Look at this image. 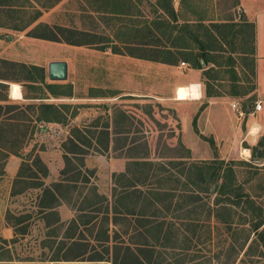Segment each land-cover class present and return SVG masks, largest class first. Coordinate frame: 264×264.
Segmentation results:
<instances>
[{"label":"rangeland","instance_id":"obj_1","mask_svg":"<svg viewBox=\"0 0 264 264\" xmlns=\"http://www.w3.org/2000/svg\"><path fill=\"white\" fill-rule=\"evenodd\" d=\"M110 1L113 0H58L49 8L40 9L33 0L27 2L17 0L19 6L16 9L0 7V77H2L0 82H4V78H6L5 82H20L23 84L26 97H40L41 94L32 92L26 85L30 82L26 80V69L41 62L47 79L48 62L61 59L58 61H67L70 65L68 82L77 84L83 89L85 96L91 94L89 89L93 87L90 86H95L94 90L99 94L106 95L107 98L100 100L99 103L86 101L80 108L82 114L77 121L80 128L95 126L96 122L100 126L109 116L112 123V142L114 141L115 146L113 145L112 152L108 154H93L100 157H94L95 163L91 166L96 168L101 166V168L93 169L95 172L92 175L94 176L92 185L95 184L99 192L108 193L111 183H109L106 162L111 156H126L132 161L152 162L153 168L149 167L148 177L141 185L144 191L157 187V180L164 185L166 179L168 183L165 186L176 185L178 188L176 190L178 197L174 202L172 200L168 209L166 206L163 209L168 220L163 227V233L172 235V232H175L176 235H172L174 239L172 240L171 237L165 244L162 240L164 249L161 247L157 249L159 264H179L181 261L189 264H264V244L258 235V232H262L264 237V160L263 156L258 159L257 154L251 157L252 151L258 144L250 147L245 138L248 131H253L250 124L249 128L246 126L247 119L256 120L258 115L246 113L242 118L236 116H233L232 120L229 118L227 126L223 128L225 133L223 129H219L221 132L216 133L220 137L214 142L215 151L200 137L199 129L193 128L197 138L206 142V145L205 147L195 145V154L192 156L183 144L181 125L176 117L177 109L172 102L145 103L142 100L146 99H140L142 97L139 92L137 94L140 98L137 99L140 101L135 102L134 98L125 97L128 94L126 91H132L136 87L135 91L141 88L145 90L147 85H154L151 80L156 71L146 70L145 61L127 56H114L111 52L113 43L121 45L118 39L124 32L127 33L129 25L141 29L145 20L153 18L154 7L150 6L148 1L154 5L156 0H132V6L130 5L126 11L127 14L132 15L113 14ZM236 1L187 0L181 6L180 0H173V4L182 19L203 17L215 21L232 18L234 22H239L242 18L245 19L247 9L241 5L242 2L245 5L253 1L264 9V0H238L239 5L233 7ZM121 3L124 5V0H121ZM188 5L193 6L197 12L195 18L190 15L188 10H191V7ZM36 9L41 11V15L27 29L15 31L10 28L14 24L30 20ZM249 17L252 20L251 16ZM39 23L53 28L59 26L79 31L81 40L92 41V44L76 48L64 43H44L27 36V32ZM101 40L104 42L102 45L99 43ZM5 59L16 63L7 62ZM184 73L188 72L184 70ZM243 74L240 75L242 80L248 79V86H251L255 82L254 78L247 71H243ZM223 76L230 78L228 73H224ZM33 78H39L38 72L33 71ZM3 96H9L8 85H0V98ZM7 99L6 104L17 105L8 97ZM237 101L243 111L252 112L257 103V96L249 95L246 99L241 98ZM17 106L19 109L14 106L8 115L12 120L0 123V258L12 260L9 262L12 264H49L46 261L54 257L58 247H50L45 239L43 221L36 207L39 193L35 190H27L18 195H11V191L18 165L21 163L19 157L32 162L35 156H40L50 165L54 164L52 167L56 169L59 158L54 150L59 148L62 151L61 143L52 144L55 141L52 139L54 137L39 134L38 126L44 128V125H37L33 119L39 105L21 103ZM29 106H34L35 110ZM72 125L75 126V123ZM205 137L213 139L209 134ZM244 149H249V152L245 153ZM214 155L225 162H235L234 186L240 187V191L248 194L255 206L262 210L260 218L263 219V224L256 233L253 231V224L259 218L248 211L242 198L238 206L232 205L231 209L227 210L228 214L230 212L228 216L226 212L223 214L221 206H216V194L212 192L211 183L205 185L207 193L197 192L195 186L197 180L191 175L190 185L184 186L187 182L184 181L181 172L186 167L180 160L202 164L205 163L202 160L207 163L212 161ZM140 181H143V178ZM22 188L23 185L16 186L18 191ZM228 196L230 200H237L234 191ZM217 209V213L221 215L218 218L215 216ZM8 212L15 217L23 218L20 226H28L25 235H17L14 239L13 229L8 224L12 222ZM223 219H227L228 223H224ZM116 228L119 230L120 227ZM86 236L91 244L99 246L87 232ZM122 238L128 240L129 237ZM134 240L137 241V238ZM148 241L152 242L150 238ZM171 243L173 244L170 245Z\"/></svg>","mask_w":264,"mask_h":264},{"label":"trees","instance_id":"obj_2","mask_svg":"<svg viewBox=\"0 0 264 264\" xmlns=\"http://www.w3.org/2000/svg\"><path fill=\"white\" fill-rule=\"evenodd\" d=\"M24 1L27 2L29 0ZM33 1L37 2L40 9L49 8L58 2V0ZM186 1L187 0H182L181 4H184ZM131 2L132 0H124L123 5L121 0H113L109 3L110 5L112 4L113 14L132 15L126 12L129 6H132ZM148 4L154 7L153 18L145 20V24L141 29H137L135 25H129L127 33L124 34V32L121 38L118 39L122 46L114 43L111 46V52L113 54H126L132 57L159 61L170 65H177L181 60L183 62H189L193 68L199 69L202 68L201 61L205 65H207L209 61H214L219 67H229L228 73H230L231 81L235 83L241 79V76H238L237 72L234 70V68L239 65L242 69H248L246 71L251 77H254L255 26L253 23L245 19L234 22L232 18H225L224 22H210L207 25L204 24V18L199 17L192 24L188 22L179 24L177 12H175L172 0H156L154 5L148 1ZM238 5L239 3L237 0L234 7ZM18 6L17 0H0V7L16 9ZM193 11L194 10H192L191 13L196 14V12ZM15 12H17V10H15ZM40 15L41 11L36 9L34 16L31 17L30 20L24 23L14 24L10 26V28L15 31H23L34 23ZM1 26H4V24H1ZM80 35L81 32L79 31L59 26L53 28L44 23L37 24L27 32V36L32 38L53 42H64L74 46L92 44V41L81 40ZM126 35L128 36L127 38ZM85 36L89 35L85 34ZM99 43L102 45L104 42L101 40ZM102 47L107 48V46ZM104 48L101 49L104 50ZM212 52L216 53L215 57L211 54ZM225 53L227 56H223ZM234 55L236 56L234 57ZM19 66L22 67L20 64ZM26 71L27 81L34 80L33 71L39 74L38 79L42 81V87L29 86L36 93L44 95L45 89L53 97H69L72 95V86L70 84L59 85L44 83L43 68L32 66L26 69ZM209 72L210 71L206 73L208 74ZM241 74H243V72H241ZM235 88L238 89V86L234 85L233 90ZM242 94L244 93L242 92ZM206 95L210 97L215 94H212L207 87ZM238 95L240 94L238 93ZM4 100H6V98H0V101ZM14 106L16 109H19L17 105H0V123L12 120V118H8V115L12 112ZM29 107L35 110L34 106ZM67 108H69L67 105L57 107L53 104L41 103L36 108L37 113L34 121L65 123L66 118L62 115V110H67ZM75 113L76 112H73L72 116L75 115ZM196 117L197 116H195L192 121L195 130ZM95 126H98V122H96ZM93 127L94 126H90L86 129L77 127L72 128L67 140L61 144L64 168L60 172V183L51 184L49 187L44 184L43 179L48 176V169L39 156H35L32 162H29V159H22L19 157L21 163L13 181L11 195H18L27 190L38 191V204L36 207L39 209L41 219L46 221L45 214L47 211L57 208L62 202L75 205L73 203V193L76 191L77 195L80 197L86 190V194L82 196V202L79 204V207H81L79 209L83 210L89 207L95 212L102 214L97 231L93 234L96 228V223H94L91 228V235H94L96 240L108 241L109 235L107 233V227L109 223H112L115 227H120L119 230L113 231L112 242L114 244L110 248L103 246V253H94L93 258L105 261L103 260L104 256L101 254L108 256L110 253V256H108L109 260H106L109 264H159L157 261L159 250L157 249L160 247L164 249L163 245L165 242L170 240L172 235H176L175 232H172V235L171 233H163V227L168 221L163 209L165 206L168 209L172 200L174 201L178 188L176 185L174 187L165 186V184L167 185L168 183V179H166L164 185H162L160 180H157V187L144 191L141 185L148 177L149 167L151 168L153 165L140 161L129 162L127 165V172L115 176L116 187L112 189L110 204L106 197L97 193V189L93 185H90L89 188L85 185L81 187L78 186L77 183L79 182L83 184L89 183L88 177L93 175L92 171L86 169L84 170V175L81 176L82 169L84 168V157L91 153L103 154L106 153L108 149L109 133L107 131V123L102 124L103 130H100V132L90 130ZM200 137L208 142L214 151L216 150L212 138H206L202 135ZM263 147L264 135L262 140L258 142L256 149L252 151L251 157H254V155L256 156L257 151ZM14 155L18 156V154ZM215 155L214 159L208 163H195L191 164L189 167L183 168L181 175L184 177V181L187 182L184 186L187 187L188 184L190 185L189 181L191 175L195 176L197 180V184L195 185L197 192L207 193L205 185L207 183H211L212 185L216 184V206H221L223 214L226 212L228 216L230 212L228 214L227 210H230L232 205L238 206L242 198L248 211H251V213L259 218V220L253 224V231L256 233L263 224V219L260 218L262 210L255 206L254 201L248 194L240 191V187L234 186L235 162H225L218 159ZM142 178L143 181H140ZM18 185H23V188L19 191L16 190V186ZM186 191L191 192L194 190ZM232 191L235 192L237 200L229 199L228 195ZM78 199H75V201ZM82 206H85V208H82ZM109 210H111L112 213L111 217H109ZM217 211L218 209L215 210V213H217ZM8 213L9 218L12 220V222L10 221L8 224L13 229L14 239L17 235H25V233L28 232V226H20L23 223V218L21 216L15 217L12 213ZM215 216L218 218L221 215L217 213ZM223 220L224 223H228L227 219ZM258 235L264 244L262 232H258ZM123 236H128V240L123 239ZM148 237L152 242L148 241ZM134 238H137V241H135ZM173 239L174 237H172V240ZM142 240L144 241L142 242ZM172 244L173 243L170 245ZM82 247L85 253L88 246ZM93 251H95V248H93ZM11 261L12 260L0 258V264H12L9 263ZM179 264L189 263L181 261Z\"/></svg>","mask_w":264,"mask_h":264},{"label":"crops","instance_id":"obj_3","mask_svg":"<svg viewBox=\"0 0 264 264\" xmlns=\"http://www.w3.org/2000/svg\"><path fill=\"white\" fill-rule=\"evenodd\" d=\"M180 0V4H181ZM187 2V1H186ZM185 2V3H186ZM184 3V4H185ZM256 2H253L251 4L244 3L242 2L241 5L245 6L247 11V16L245 15V20L248 22H251L255 26V66H254V72L255 75L254 80L255 82L251 84V86H248L249 81L248 79L240 81H231V76L230 78L224 77V71L225 73H228L229 67H219L217 66V63L214 61H209L207 65H205L202 61L201 66L202 68H193L189 62H183L179 61V65H170L167 63L159 62V61H151V60H145V59H140L136 57H132L126 54H113L114 56H127L130 58L138 59L141 61H145L147 64H144L146 67V70L149 71H156V74H153L152 82H154V85H147L146 89H140L138 91H135L136 88H134L132 91H126L128 94H126L127 98L132 97L135 100L133 101H140V99H146L142 100L145 103H149L150 101L152 103H169L172 102L175 107H176V117L179 119L180 125H181V134L184 139L183 144L186 145L187 151H190L192 156H194L195 152V145H206V142L201 141L197 138L195 133L193 132V125L191 128V123L193 121V118L196 117V127L199 129V134L202 136L206 135H212L214 142L217 141L218 137L216 133H220L221 130L224 127L227 126V120L229 118L232 120L233 116L236 117H244V114L250 113L251 115L257 114L256 120L248 118L246 121V126L249 128V124L252 126V130L254 128L259 127L260 131L259 133H255L254 131L252 132H247L246 134V140L248 141L250 147H255L261 137L264 135V9L261 8L260 4H255ZM173 4V0H172ZM184 4H181L184 5ZM248 4V5H247ZM252 7H250V6ZM174 7V4H173ZM188 7H191V10H188L190 13L192 10H194L193 6L188 5ZM234 7V6H233ZM250 7V9H248ZM175 9V8H174ZM175 12H177V18H178V23L183 24L185 22H188L190 24L194 23L197 18V12L194 10L193 12H196V14H190L192 15L195 19L192 18H181V14L175 9ZM255 14V15H254ZM199 15V14H198ZM252 20H250V17ZM203 18V17H201ZM244 19V18H242ZM204 24H209L210 22H217L221 23L224 21H215L213 19H208L204 18ZM207 22V23H205ZM32 38V37H31ZM34 40H38L40 42L44 43H64V42H53V41H47V40H42V39H37V38H32ZM66 44V43H64ZM69 45V44H66ZM72 47L76 48H81L82 46H74V45H69ZM85 46V45H83ZM214 57L216 53H211ZM223 55V54H222ZM57 56V55H56ZM223 56H227L225 53ZM236 55H234L235 57ZM29 57V56H28ZM62 57V56H61ZM55 60V59H54ZM61 60V59H56ZM7 62H15V61H10L5 59ZM67 64V79L65 81H51L48 78V73H47V79L45 75V70H44V83L46 84H59V85H65V84H70L72 86V95L71 96H58V97H53L50 95L45 89H44V95H41L40 97H26L25 92H24V87L23 84L20 82H12V81H6L4 79V82H0V84H3L5 86H9V96H3V98H6L4 101H0V105H5L8 102L7 97L11 100L17 103V105H21V103H36V105H39L41 103H46V104H53L57 107L62 106V105H67L69 108L67 110H62V115L66 118L65 123H59V122H35L37 125L43 124V126H38L39 127V134L46 135V136H51L54 137V143H63L67 140L70 130L74 127L80 128L77 125V121L81 117L82 112L80 111V108H82V105L86 103V101H91V103H99L100 100L107 98L106 95L99 94L97 91L94 90L95 86H90L93 88L89 89V92L91 91V94L89 95H84L82 92L83 89H80L78 85L73 84L72 82H68V77H69V70H70V65L67 61H64ZM16 63V62H15ZM50 61L48 62V64ZM181 63H185L188 65V67H183L181 66ZM42 63H37L35 65H31L37 68H42L41 67ZM24 66H26L24 64ZM48 67V65H47ZM188 72L184 73L183 72ZM234 70L237 72L238 76L241 75V72L245 71L246 69H242L239 65H237ZM210 71L208 74L206 72ZM230 74V73H228ZM240 78V77H239ZM29 82V81H28ZM41 80L40 79H34L33 81H30L26 85L29 86H41ZM53 82V83H52ZM65 82V83H63ZM63 83V84H60ZM12 84H17L20 87V98L18 99H13L11 98L10 90ZM187 84H198L199 85V97L198 99L194 100H183L179 101L176 99V95L174 97L175 91L178 87L187 85ZM203 85V87H201ZM234 85L238 86V89H234ZM194 86V85H192ZM189 87V86H187ZM197 89V86H195ZM208 89L212 92V95L210 97H207L206 95V90ZM80 89V90H78ZM198 90V89H197ZM32 92L33 89H31ZM141 95L140 97L138 96V93ZM240 95H238V93ZM242 92L244 94H242ZM256 95L257 96V102H261L262 108L259 112H249V111H243L242 108H240V104L237 101L238 99L248 97L249 95ZM113 96V95H112ZM111 96V97H112ZM138 98V99H137ZM131 101V102H133ZM39 103V104H38ZM232 104H236L238 109H233ZM30 105V104H29ZM94 105V104H93ZM76 112L75 115L72 116V113ZM37 113V112H36ZM94 117V116H93ZM36 118V115H35ZM33 118V119H35ZM107 119V118H106ZM233 122V121H232ZM75 123V126L72 124ZM104 123H107L108 128L107 131L109 133V141H108V149H107V154L112 152L113 150V142H112V123L110 121V118L108 116V120H105ZM88 127H85L86 129ZM83 129V128H80ZM92 130H96V132H100V130H103L102 125L94 126L91 128ZM197 129V130H198ZM223 133H225V130L223 129ZM60 144V146H61ZM115 146V145H114ZM116 150V149H114ZM209 150V149H208ZM210 151V150H209ZM208 151V154H209ZM249 152V149H247ZM55 153H57V158H59V164L56 169H54L52 166L54 164H49L47 163L46 160H43V157H40L43 163L47 166L48 169V176L43 179L44 184L49 187L51 184L55 183H60L61 182V176L60 172L64 168V160H63V151L59 148L57 150H54ZM211 152V151H210ZM263 160H264V147L261 149ZM94 153H91L90 155H87L84 157V168L82 169L81 176L84 175V170H90L94 174V170L96 166H91L92 163L94 162V157H100V156H95L93 155ZM100 155V154H99ZM96 159V158H95ZM196 159V158H195ZM136 161V160H134ZM181 163H185V167H189L192 163H187L186 161L180 160ZM206 162L205 160H202ZM210 161V160H209ZM97 162H99L97 160ZM129 162H133L131 159H127L126 156L123 157H113L111 156L109 161L106 162V170L109 175V191L108 193H102L99 192L97 189V186L95 184L94 187L97 189V193L100 195H103L108 199L109 204L111 203V193L112 189L115 188V176L120 175V174H125L127 172V165ZM152 164L151 161H143ZM15 163V162H14ZM180 163V164H181ZM19 164V163H18ZM194 164V163H193ZM20 165H18L19 168ZM101 168L97 167L96 169L99 170ZM104 169V168H103ZM96 170V171H97ZM106 173V171L104 170ZM49 177V180H48ZM89 183L83 184L81 182L77 183L78 186L85 185L87 188L92 185V181L94 176H89ZM65 184L64 182H62ZM111 185V186H110ZM36 191V190H35ZM38 192V191H37ZM40 192V191H39ZM86 194V190L83 192L84 196ZM82 196H78L77 192L75 191L73 193V205L72 203L68 202H62L57 208L47 211L45 216H46V221H43V228L45 229V239L48 241L47 243L49 244L50 247H55L57 249V253L54 255L52 259H49L46 262H49V264H101V263H107L109 264L108 261V256L109 255H104L105 261H100L102 259H97L93 258L94 253H103V246L105 247H111L114 243L112 242V235L113 231L117 230L115 226L112 225V223H109L108 228V235H109V240L108 241H101V240H96L94 235H91V228L96 223V228L93 232H95L98 229V223L100 221V218L102 214L95 212L92 208H87L80 210L79 204L82 202ZM178 197V194H176L175 198ZM79 198V199H78ZM174 198V200H175ZM75 199H78L75 201ZM174 202V201H173ZM82 208H85V206H82ZM109 217L112 216L111 210H109ZM48 219V220H47ZM86 232L88 233V236L93 237L94 241L98 243L99 246L91 244L89 240H87ZM82 246H88L86 252L84 253L83 247ZM93 248H95V251H93ZM96 260V261H95Z\"/></svg>","mask_w":264,"mask_h":264},{"label":"bare ground","instance_id":"obj_4","mask_svg":"<svg viewBox=\"0 0 264 264\" xmlns=\"http://www.w3.org/2000/svg\"><path fill=\"white\" fill-rule=\"evenodd\" d=\"M11 98L18 99L20 98V87L17 84H12L11 90H10ZM176 99L179 101L183 100H194L198 99L199 97V91L196 89L195 86H180L176 89ZM245 153H248L247 149H244Z\"/></svg>","mask_w":264,"mask_h":264},{"label":"water","instance_id":"obj_5","mask_svg":"<svg viewBox=\"0 0 264 264\" xmlns=\"http://www.w3.org/2000/svg\"><path fill=\"white\" fill-rule=\"evenodd\" d=\"M48 78L51 81H65L67 79V64L64 61H52L47 67ZM261 150L257 151V158H261ZM217 185L213 184V193L216 192Z\"/></svg>","mask_w":264,"mask_h":264},{"label":"built area","instance_id":"obj_6","mask_svg":"<svg viewBox=\"0 0 264 264\" xmlns=\"http://www.w3.org/2000/svg\"><path fill=\"white\" fill-rule=\"evenodd\" d=\"M181 66H183V67H188V65H186L185 63H181ZM190 86H192V85H189V87ZM194 86H197V89H198V91H199V85L197 84H195ZM175 93H176V91H175ZM176 95V94H175ZM238 106L236 105V104H232V108L233 109H236ZM261 108H262V104H261V102H257L256 104H255V106H254V109H253V112H259L260 110H261ZM238 109V108H237ZM246 111H248V110H246ZM252 112V113H253Z\"/></svg>","mask_w":264,"mask_h":264},{"label":"clouds","instance_id":"obj_7","mask_svg":"<svg viewBox=\"0 0 264 264\" xmlns=\"http://www.w3.org/2000/svg\"><path fill=\"white\" fill-rule=\"evenodd\" d=\"M201 87H203V85H201ZM253 131H254L255 133H259L260 129H259V127H256V128H254Z\"/></svg>","mask_w":264,"mask_h":264}]
</instances>
